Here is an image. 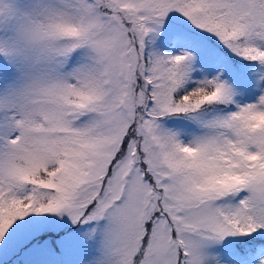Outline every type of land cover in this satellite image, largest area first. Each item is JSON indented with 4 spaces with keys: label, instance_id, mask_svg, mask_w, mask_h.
<instances>
[{
    "label": "snow or ice",
    "instance_id": "1",
    "mask_svg": "<svg viewBox=\"0 0 264 264\" xmlns=\"http://www.w3.org/2000/svg\"><path fill=\"white\" fill-rule=\"evenodd\" d=\"M0 264H264V0H0Z\"/></svg>",
    "mask_w": 264,
    "mask_h": 264
}]
</instances>
